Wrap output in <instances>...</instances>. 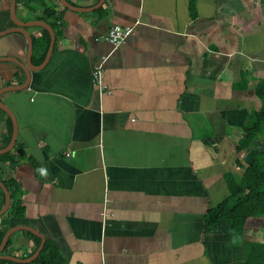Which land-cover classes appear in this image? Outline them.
<instances>
[{
	"label": "crops",
	"instance_id": "1",
	"mask_svg": "<svg viewBox=\"0 0 264 264\" xmlns=\"http://www.w3.org/2000/svg\"><path fill=\"white\" fill-rule=\"evenodd\" d=\"M43 2L11 12L0 0V33L50 25L43 11H55L44 67L32 52L27 80L0 60V103L17 124L3 178L18 186L15 226L42 233L66 264H244L247 245L264 243V217L238 237L227 220L205 231L204 215L228 196L226 175L242 173L236 162L264 150L257 136L235 151L262 109L264 0ZM114 26L132 28L116 49L105 40ZM27 49L23 34L0 36V58L25 63ZM100 62L109 94L91 84ZM8 120L0 107V149ZM24 232L8 237L15 257L31 250Z\"/></svg>",
	"mask_w": 264,
	"mask_h": 264
},
{
	"label": "trees",
	"instance_id": "2",
	"mask_svg": "<svg viewBox=\"0 0 264 264\" xmlns=\"http://www.w3.org/2000/svg\"><path fill=\"white\" fill-rule=\"evenodd\" d=\"M18 3L26 4L28 2L40 3L44 6L43 0H17ZM44 18L50 23V27L55 30V25L50 22L55 18V11L46 8L43 11ZM33 61L35 65H40L46 55L49 45V33L42 29L40 37H33ZM256 94L261 99L262 109L255 112L250 120V124L244 129L243 137L238 142L235 149L237 154L242 153L257 136L264 138V87L257 88ZM11 122L8 120V135L4 138L2 147H6L11 136ZM240 175H226V184L228 196L217 205L209 208L204 215V230L220 222L227 220L230 225V231L236 236H240L248 219L253 217H264V150L252 155L250 162L244 166L236 162ZM16 163L11 153L0 155V180L5 184L11 198V203L7 212L0 217V225L15 226V220L21 216V209L14 200L18 191L16 183L8 178L3 180L4 176H9ZM4 203V195L0 190V209ZM16 223V224H15ZM5 232L0 229V243ZM25 236L32 242L31 250L23 252L20 258H26L33 254L40 244V239L35 235L24 232ZM3 255L14 256L11 243L8 240L2 251ZM0 264H22L8 260H0ZM26 264H66L65 259L59 252L54 242L46 240L44 248L39 256L32 262ZM244 264H264V243H251L247 245V252Z\"/></svg>",
	"mask_w": 264,
	"mask_h": 264
},
{
	"label": "water",
	"instance_id": "3",
	"mask_svg": "<svg viewBox=\"0 0 264 264\" xmlns=\"http://www.w3.org/2000/svg\"><path fill=\"white\" fill-rule=\"evenodd\" d=\"M60 1L64 6L68 7L65 0H60ZM101 1H103V0H101ZM15 3H16V0H12L11 12L14 11ZM14 24L16 25L14 28H11L10 30H7L3 33H0V36L6 35L9 33H13V32L23 34L26 37V40L28 43L27 60L25 61V63L20 62L16 58L13 59L12 57H11L12 59H6V58L2 57V58H0V60L5 59L6 61H13L15 64H17L25 72L27 80H28L29 71L32 69L31 68L32 67L31 66V55L33 52V41H32V38L27 34L26 27L33 26V25L41 26L48 31L49 37H50L49 46H48L46 55L44 57V60L42 61V63L39 66H36L33 68L35 70H38V69H41L42 67H44L50 58V55H51L52 50H53L54 41H55L54 31L50 27V25H48L44 21H33V22H28V23L14 21ZM26 87H27V83H25V85H21V88H26ZM2 105L3 104L0 103V107L9 115V117L12 121V134H11V139H10L8 145L5 148L0 149V155L6 154L13 149L15 142H16V136H17L16 120H15L13 114L5 108V105H3V106ZM0 190L2 191V193L4 195V204H3L2 208L0 209V217H1L9 209V206L11 203V198H10V194H9L5 184L1 180H0ZM15 231H26L28 233L35 235L36 237H38L40 239L39 246L37 247V249L33 252V254L31 256L26 257V258H19V257H15V256H8V255L1 254L5 245H6L8 237ZM45 242H46V239H45L44 235L32 227H29L26 225H17L15 227H11L9 230H7L5 232V234L1 240V243H0V260H8V261H12V262H16V263H22V264L30 263V262L34 261L39 256L40 252L44 248Z\"/></svg>",
	"mask_w": 264,
	"mask_h": 264
},
{
	"label": "built area",
	"instance_id": "4",
	"mask_svg": "<svg viewBox=\"0 0 264 264\" xmlns=\"http://www.w3.org/2000/svg\"><path fill=\"white\" fill-rule=\"evenodd\" d=\"M131 27L114 26L106 34L105 40L114 48H118L131 35ZM91 84L100 94H109L110 90L102 79V63L95 64L90 73Z\"/></svg>",
	"mask_w": 264,
	"mask_h": 264
}]
</instances>
